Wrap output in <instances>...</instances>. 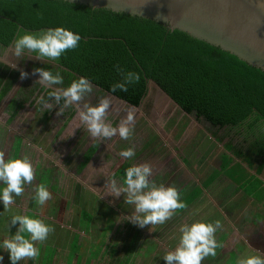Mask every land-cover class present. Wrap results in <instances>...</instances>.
Here are the masks:
<instances>
[{
  "label": "rangeland",
  "instance_id": "374dc122",
  "mask_svg": "<svg viewBox=\"0 0 264 264\" xmlns=\"http://www.w3.org/2000/svg\"><path fill=\"white\" fill-rule=\"evenodd\" d=\"M15 61L11 46L6 50L0 49V63L9 67ZM39 64L45 63L35 59L17 61L19 68L30 73L29 78H19L0 103V151L5 153L6 159L13 158L18 142L21 141L19 157L27 156L35 169L32 184L25 185L22 195L24 200L19 205H14L18 207H13L10 212L33 214L54 229L43 244L37 245L40 256L33 264H44L43 258L49 251V256L53 258V249L57 250L56 257L51 262L54 264H78V261H82L83 254L87 257L81 264H105L104 260H97V256L87 260L90 252H99L98 246H101L100 239L103 237L106 243L102 246V251L106 253H102L101 257L113 258L111 264H125V261H129V252L132 256L130 264H165L162 255L175 248L171 241L176 236L178 238L179 227L186 222L199 220L205 209L194 206L182 213L177 210L166 223L155 225L152 229L150 226L142 229L125 219L133 211V206L124 203L123 194L118 198L104 194L105 183L115 179L118 185H122L123 180L115 174L125 163L130 166L149 163L153 169L150 179L157 184L175 186L182 201L196 183L202 186L209 174L204 169L198 173L191 170L188 161L181 164V153L187 146L183 136L187 135L192 143L198 136L209 141V134L202 130L207 131L209 124L198 121L197 126L193 121L194 115L188 116L178 110L157 87L151 86L140 108H132L110 97L111 108L107 120L113 126L119 123L128 109H135L133 137L121 140L117 136L111 140L95 142L82 125L76 128L79 120L75 107L66 109L59 117L56 116L58 105L42 113V107L36 103L42 87L33 83L36 77L31 75L32 69ZM105 94L100 90L87 99L95 104L98 97ZM94 143L99 148L83 169L81 166L84 158ZM128 147H133L136 153L131 160L118 156L119 151ZM39 184H44L48 190L58 195L56 206L50 204L45 208L44 205L36 204L35 188ZM61 201L67 202L64 212L60 206ZM0 216H8L4 208H0ZM6 220L3 228L7 226L8 219ZM10 227L16 232V225ZM163 228H166V234L162 235L165 239H170L175 233L167 241L171 242L169 246L157 238ZM2 235L5 238L8 232L3 230ZM94 246H97L95 250ZM114 246L117 248H113ZM79 253L82 254L80 258L77 256ZM113 253L115 255L110 256ZM21 262L29 264V260Z\"/></svg>",
  "mask_w": 264,
  "mask_h": 264
},
{
  "label": "trees",
  "instance_id": "16d2710c",
  "mask_svg": "<svg viewBox=\"0 0 264 264\" xmlns=\"http://www.w3.org/2000/svg\"><path fill=\"white\" fill-rule=\"evenodd\" d=\"M64 27L81 36L75 49L66 51L56 62H46L35 68L53 73L60 71L63 87L78 77L89 79L102 93L138 108L149 92L153 80L187 115L204 119L213 130L211 134L233 155L224 159L223 173L234 182H247L252 187L264 186L259 179L264 172V71L239 57L196 40L180 30H169L162 23L105 8L72 3L65 0H0V49L6 50L16 38L18 29L30 33ZM34 67V64H32ZM117 66L125 72L138 73V82L127 91L111 86L122 79ZM19 80V71L0 63V103ZM49 90L41 88L47 98ZM41 106V105H40ZM16 115V112L13 115ZM94 143L88 149L81 168H85L98 150ZM21 141L13 158H19ZM246 163L258 174L249 178L235 160ZM129 164L121 165L115 176L123 180ZM219 174V173H218ZM219 175L211 176V181ZM209 183H204L203 187ZM44 205L56 206L57 196ZM202 193L200 188L189 192L182 200L187 209ZM61 201V208L66 207ZM59 206V208H60ZM66 209V208H65ZM63 210V212L65 211ZM30 216H34L29 214ZM90 252L87 260L96 258L111 264L113 258ZM98 245V244H97ZM97 246H94L95 250ZM113 248H117L114 246ZM92 250V251H93ZM81 253L77 254L80 258ZM115 255V253L110 256ZM76 256V257H77ZM83 259L87 257L82 255ZM106 256V255H105ZM67 262V261H66ZM129 261H125L128 264Z\"/></svg>",
  "mask_w": 264,
  "mask_h": 264
},
{
  "label": "clouds",
  "instance_id": "9594fccd",
  "mask_svg": "<svg viewBox=\"0 0 264 264\" xmlns=\"http://www.w3.org/2000/svg\"><path fill=\"white\" fill-rule=\"evenodd\" d=\"M81 36L64 27L57 26L41 30L39 33H30L18 29L16 38L11 45L12 54L16 61L9 65L19 71V78L25 80L30 73L19 68L17 61L35 59L41 62H56L66 51L75 49ZM122 79L111 86L112 91L117 89L127 91V86L139 81L140 76L135 72H125L117 66ZM31 75L42 88L49 89L45 98L40 95L36 103L44 110H52L58 105L56 116L64 114L68 108L75 107L79 124L82 125L90 139L95 142L111 140L119 137L121 140H130L133 137L136 115L135 109H128L116 126L107 120L111 108V99L105 94L98 97L95 104L87 97L100 91L93 83L81 76L63 87V77L60 71L55 73L45 68H33ZM74 128V129H76ZM73 129V131H74ZM73 134V133H72ZM118 156L131 160L135 156L133 147L119 151ZM153 174L149 163L133 164L125 169L123 184L118 185L115 179L107 180L104 194L118 198L122 194L124 203L133 206V211L126 216V220L139 228L164 224L171 220L177 210L186 208L180 200V192L173 185L157 184L150 177ZM35 179V169L27 156L19 158H5L0 151V202L5 211H8L16 202L15 198L24 194L25 185L32 184ZM100 197V193H98ZM52 195L44 184L35 188L34 200L39 206L45 205ZM18 224L15 234L6 236L0 241V249L7 251L11 264H20L21 261H36L40 256V248L53 227L43 219L27 214H13L9 217L7 229ZM222 227L219 220L214 223L201 220L184 223L179 227L178 243L173 250L166 251L162 258L165 264H202L209 256L215 257L217 249L222 247L215 238L218 229ZM251 247V246H250ZM255 254L241 255L235 264H264V253L254 250ZM0 255V262L3 261Z\"/></svg>",
  "mask_w": 264,
  "mask_h": 264
},
{
  "label": "crops",
  "instance_id": "0c3cea01",
  "mask_svg": "<svg viewBox=\"0 0 264 264\" xmlns=\"http://www.w3.org/2000/svg\"><path fill=\"white\" fill-rule=\"evenodd\" d=\"M158 91L164 94L161 90L158 89ZM165 97L171 104L177 107L178 110H181L179 106L166 95ZM123 103L128 105L125 102ZM130 107L136 108L133 106ZM193 121L199 126L196 116ZM200 121L205 122L204 119ZM209 126L207 131L202 129L209 134V141L201 139L198 136L197 139L195 138L196 141L192 143V140H190L187 135L184 134L183 136V139L187 141V146L181 153L180 160L183 161L181 164H185V162L188 161L191 170L198 173V171L204 169L205 172H209L204 182L205 184L209 183L207 186L203 187L204 183L202 186L196 183V186L190 190L191 192L194 189L200 188L202 193L187 209L189 210V208L194 206L201 210L205 209L204 215L199 220L211 223L219 220L222 225L215 234L217 242L221 244L222 247L216 250L217 255L215 257H207L202 264H235L238 257L246 254H255L254 250H259L261 253H264V186L260 187L258 190L257 187H252V184H248L246 181L238 184L222 172L224 159L226 157L232 158L233 155L226 149L225 144L219 143L217 139L212 136L211 129L212 131L215 130H213L210 124ZM237 164H239V168L244 169L245 173L249 175V178L258 174V168L252 170L246 163L236 159L234 165ZM215 174L219 176L216 180L211 181V176ZM259 179L264 182V172L259 176ZM15 200L16 202L14 205H19L24 198L23 196H18ZM14 205L8 211H5L8 216H0V236H2L0 237V241L4 239L2 231L5 230L8 232L7 226L3 228V225L7 222L6 219H9V217L13 215L10 210L13 207H18ZM0 208H4L2 202H0ZM187 209L183 211L178 210V212L182 213ZM16 226L18 228V224ZM164 229L166 230V228H163L161 234L157 235V238H160V240L165 242L168 246L171 242L176 246L180 233L178 238L176 236L174 241L167 243L175 233H173L170 239H165L166 237L162 236L166 234ZM12 234H15V232H13V228L10 227L8 236ZM133 242H131V248ZM47 249L49 250V248ZM45 254H47V256L45 255L43 258L44 264H54L51 262L55 259L54 257H56L57 250H52L53 258L49 256L50 251L49 254L47 252ZM0 255L4 258L0 264H11L7 251L0 249ZM130 257L132 256L129 252V264L131 263ZM33 262L34 261L29 260V264H33ZM20 264L24 263L20 262ZM57 264L60 263L58 262Z\"/></svg>",
  "mask_w": 264,
  "mask_h": 264
},
{
  "label": "water",
  "instance_id": "95a60500",
  "mask_svg": "<svg viewBox=\"0 0 264 264\" xmlns=\"http://www.w3.org/2000/svg\"><path fill=\"white\" fill-rule=\"evenodd\" d=\"M65 1L158 21L171 32L180 30L264 71V0ZM151 86L157 87L173 101L153 80H149L148 90Z\"/></svg>",
  "mask_w": 264,
  "mask_h": 264
},
{
  "label": "bare ground",
  "instance_id": "6f19581e",
  "mask_svg": "<svg viewBox=\"0 0 264 264\" xmlns=\"http://www.w3.org/2000/svg\"><path fill=\"white\" fill-rule=\"evenodd\" d=\"M151 89V88H150Z\"/></svg>",
  "mask_w": 264,
  "mask_h": 264
},
{
  "label": "flooded vegetation",
  "instance_id": "af4514ba",
  "mask_svg": "<svg viewBox=\"0 0 264 264\" xmlns=\"http://www.w3.org/2000/svg\"><path fill=\"white\" fill-rule=\"evenodd\" d=\"M117 172V171H116Z\"/></svg>",
  "mask_w": 264,
  "mask_h": 264
}]
</instances>
